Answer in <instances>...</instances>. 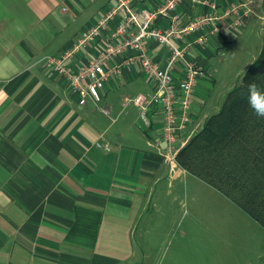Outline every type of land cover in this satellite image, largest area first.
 <instances>
[{"label": "crops", "instance_id": "obj_1", "mask_svg": "<svg viewBox=\"0 0 264 264\" xmlns=\"http://www.w3.org/2000/svg\"><path fill=\"white\" fill-rule=\"evenodd\" d=\"M113 1L0 0V264H128L123 262L138 258V252L144 259L143 223L162 220V198L181 199L188 182L199 179L164 158L155 142L161 104L150 102L144 120L139 107L125 101L138 94L150 99L155 91L154 78L135 58L119 72L112 68L127 54L107 60L112 71L101 100L85 104L47 66V55L70 46ZM164 1L139 0L136 7L152 10ZM234 1L246 0L177 5L178 28L202 15L210 17L206 30L217 28L201 44L191 43L190 36L170 37L184 51L172 65L175 79L189 61L203 69L180 142L219 111L234 86L226 85L229 74L235 71L238 80L264 45V0L225 15ZM155 25L168 27L171 19L157 16ZM148 47L165 66L167 44L152 40ZM96 49L90 44L76 62ZM252 223L264 236V228Z\"/></svg>", "mask_w": 264, "mask_h": 264}, {"label": "built area", "instance_id": "obj_2", "mask_svg": "<svg viewBox=\"0 0 264 264\" xmlns=\"http://www.w3.org/2000/svg\"><path fill=\"white\" fill-rule=\"evenodd\" d=\"M139 0H114L113 3L91 23L85 26L80 36L57 55H47V66L57 73L76 94L79 104H85L87 99L101 100L102 90L113 69L119 72L121 66L130 64L135 58L142 70L155 80V91L150 99L143 94L133 98L125 97V101L132 100L139 107V115L147 119L150 102L161 104L162 126L156 143L160 145L163 157L169 162L175 160L177 151L185 144L179 141V132L190 121V110L198 78L203 75L202 67L195 62H187L184 72L179 79H175L171 72L172 65L183 56L184 51L179 49L170 37L190 36L191 43H204L214 25L206 30L210 17L199 16L182 27H177L175 21L180 17L177 5L181 0H165L155 9H138ZM198 1V0H196ZM252 1H234L226 7L224 14L237 13L238 9L250 5ZM168 16L171 25L161 27L155 25L157 16ZM114 21L115 23L111 24ZM155 40L167 44L168 60L165 66H160L149 53L148 42ZM97 49L89 54L85 61H77L76 57L89 45ZM120 52L127 57L124 62L107 67V60L116 59ZM100 110L109 114L105 104H99ZM96 145L109 150V144L96 141Z\"/></svg>", "mask_w": 264, "mask_h": 264}, {"label": "rangeland", "instance_id": "obj_3", "mask_svg": "<svg viewBox=\"0 0 264 264\" xmlns=\"http://www.w3.org/2000/svg\"><path fill=\"white\" fill-rule=\"evenodd\" d=\"M233 73L226 85L240 82L243 73L238 80ZM187 189L185 196L173 202L169 197L162 198V220L155 216V224L143 223L144 238L139 242L147 257L142 259L138 252V258L123 263L264 264V236L253 227L251 217L200 179L190 180ZM170 203L175 204L173 209L168 207Z\"/></svg>", "mask_w": 264, "mask_h": 264}, {"label": "trees", "instance_id": "obj_4", "mask_svg": "<svg viewBox=\"0 0 264 264\" xmlns=\"http://www.w3.org/2000/svg\"><path fill=\"white\" fill-rule=\"evenodd\" d=\"M252 82L264 89V45L219 111L177 151L175 161L264 228V119L248 106Z\"/></svg>", "mask_w": 264, "mask_h": 264}, {"label": "clouds", "instance_id": "obj_5", "mask_svg": "<svg viewBox=\"0 0 264 264\" xmlns=\"http://www.w3.org/2000/svg\"><path fill=\"white\" fill-rule=\"evenodd\" d=\"M247 100L253 115L259 119H264V89L254 82L249 83Z\"/></svg>", "mask_w": 264, "mask_h": 264}]
</instances>
